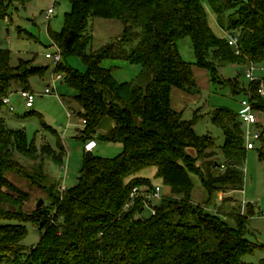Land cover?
<instances>
[{
	"label": "trees",
	"instance_id": "obj_1",
	"mask_svg": "<svg viewBox=\"0 0 264 264\" xmlns=\"http://www.w3.org/2000/svg\"><path fill=\"white\" fill-rule=\"evenodd\" d=\"M31 1L0 0V20L8 18L12 7ZM68 1L72 10L65 16L63 32L54 34L49 28V35L64 59L79 57L88 68L86 74L63 63L57 68L65 75L63 84L76 91L78 117L86 123L78 139L85 145L122 144L123 153L116 159L86 154L77 185L63 192L46 164L52 160L64 167V146L59 151L49 145L38 148L24 130L9 128L3 116L4 99L32 92L31 78L48 68L24 60L13 66L12 53L0 49V264H251L245 258L264 251V246L248 238L255 207L247 204L244 211L236 205L235 196L244 190L248 156L241 115L229 109L214 112L213 123L226 137L225 145L218 146L213 137L196 134V122L183 119L174 108L173 93L201 94L196 67L235 95L245 92L255 109L264 112L260 81L250 82L247 90L239 79L219 74L222 67L264 63V0ZM207 8L222 30L238 36L240 55L213 31ZM91 19L117 21L124 28L116 41L89 54L94 40ZM188 38L195 64L180 53V42ZM106 60L139 65L142 73L132 83H119L112 69L103 67ZM105 120L114 128L102 135ZM261 135L264 144V132ZM259 160L264 164V146ZM149 168L157 169L156 177L169 193L155 214L146 216V195L156 188L139 175ZM9 174L43 192L45 205L27 210L31 194ZM192 175L208 194L204 204L193 201ZM135 188L142 194L126 209ZM219 194L225 198L217 207ZM28 224L42 234L32 249L23 245Z\"/></svg>",
	"mask_w": 264,
	"mask_h": 264
},
{
	"label": "rangeland",
	"instance_id": "obj_2",
	"mask_svg": "<svg viewBox=\"0 0 264 264\" xmlns=\"http://www.w3.org/2000/svg\"><path fill=\"white\" fill-rule=\"evenodd\" d=\"M56 1V14L51 20L47 17V12L53 7V0H32L25 7H12L8 18L0 20V49L9 50L12 53V65L17 66L21 60H24L32 61L35 67L48 68L44 75L37 74L30 80L32 93L37 95L34 108L27 109L25 101L19 95L21 91L15 92L11 97L15 111L11 112L7 106H4L3 116L9 128L24 130L29 141L35 142L38 148L49 145L59 151L60 145L64 146L66 151L65 166L61 167L58 162L51 160L47 162L46 170L62 186L66 184L67 188H71L77 185L78 175L84 162V155L80 150L81 142L75 138L77 128L73 126L74 119L69 120L68 115L69 110L75 112L76 109H80L74 100L76 91L66 84L62 85L63 81L58 83L56 91L51 95L42 96L46 93L48 86L52 84L54 74H60L65 78L64 73L58 71L53 62L47 58L48 54L56 53L53 40L49 35V28L54 34H61L65 28V16L72 10L68 0ZM207 10L211 28L218 36L225 37L226 33L219 27L216 15L210 8ZM89 26V32L94 39L88 49L89 54L116 41L124 28L120 22L103 19H91ZM179 48L182 58L188 63L195 64L191 39L188 38L180 42ZM63 65L80 74L88 72L87 65L79 57L63 59ZM103 67L112 69L113 75L119 83H132L142 73L141 66L124 61L106 60ZM194 69L201 94L194 97L175 90L173 105L177 111L183 113L185 121L196 122L194 129L198 136H211L216 139L218 146H224L226 142L224 131L213 123L212 116L219 109H229L239 114L243 109L242 103L249 101V96L245 92L235 95L229 86L213 82L208 72L196 67ZM248 70L249 65L227 66L222 67L219 74L222 79H239L243 88L248 90L250 85V80L247 78ZM255 77L257 81H264V63L256 66ZM256 111L260 124L253 130L262 133L264 132V112H260L258 109ZM263 146L264 144L258 142L256 150L248 151L247 161L243 167L244 190L235 196L238 207L243 208L244 203L255 207L256 215L251 219L248 238L260 246H264V164L259 160V151ZM122 153V144L98 142V148L94 155L104 159H116ZM18 160L23 165L30 166V162L24 161L22 157H18ZM67 167L69 168V177L67 176ZM156 175L157 169L149 168L139 176L149 179L155 188H161L163 195L168 194L169 189ZM8 177L31 194L32 199L27 205V210L34 211L37 204L46 197L39 189L30 188L29 183L22 177L15 174H9ZM192 180L194 182L193 201L196 204H204L208 200V194L198 176L192 175ZM158 204L153 202V207L155 208ZM151 214L153 213L149 209L145 213L146 216ZM27 228L28 235L23 245L27 249H32L40 244L42 234L32 224H28ZM263 260L264 251H258L254 256L245 258V261L251 264H263Z\"/></svg>",
	"mask_w": 264,
	"mask_h": 264
},
{
	"label": "built area",
	"instance_id": "obj_3",
	"mask_svg": "<svg viewBox=\"0 0 264 264\" xmlns=\"http://www.w3.org/2000/svg\"><path fill=\"white\" fill-rule=\"evenodd\" d=\"M55 13V7H53L52 9H50L48 11V18L51 20L53 15ZM226 34V38L228 39L229 45L235 49L236 53L238 55L241 54V50H240V46H239V38L237 35H234L230 32H225ZM53 46L56 49V53L55 54H48L47 58L53 62V64L56 66V68H58L62 63H63V54H62V50L60 49V47L55 44L53 42ZM255 70H256V66L252 63L249 65V70L247 71V78L248 80H250V82H257V79L255 77ZM64 81V77L60 74H54L52 76V84H50L48 86V89L46 91V93L42 96H49L51 95L54 91H56V86L58 85L59 82H63ZM260 87L258 89V94L260 97L264 98V81H260ZM19 95L21 96V98L25 101V105L27 109H33L34 105H35V101H36V97L37 95H35L32 92H27V91H22L19 93ZM13 96L10 95L7 98L4 99L3 104L4 106H7L9 108V110L11 112H14L15 109L12 106V102H11V97ZM242 111H241V118H242V122L244 124V128L246 130L245 132V140H246V148L248 151H252V150H256V143L260 142L261 140V133L260 132H256L253 129H255L259 124V117H258V113L254 107V104L251 102L250 98L249 101H244L242 103ZM73 115L72 113H69V118H71ZM84 127L86 125V123L84 122ZM97 148V145L95 144V142H90L88 145H86L85 147V154H90L93 153L95 151V149ZM67 189V187H63V192H65ZM142 190H140L139 188H135L130 196V201L126 206V209H130L131 206L134 205L135 199L142 194L141 193ZM147 208L153 213L155 214V208L153 206L150 205L149 201H151L152 203H161L164 195L162 194V190L161 188L157 187L156 190L150 194H147Z\"/></svg>",
	"mask_w": 264,
	"mask_h": 264
},
{
	"label": "crops",
	"instance_id": "obj_4",
	"mask_svg": "<svg viewBox=\"0 0 264 264\" xmlns=\"http://www.w3.org/2000/svg\"><path fill=\"white\" fill-rule=\"evenodd\" d=\"M56 6H57V1L56 0H53V7H55L56 8ZM52 7V8H53ZM51 8V9H52ZM56 14V11H55V13H54V15ZM47 17H48V12H47ZM50 20V19H49ZM62 85H64V84H62ZM175 108V107H174ZM78 111H79V109L77 110H75V112L73 111V112H71V110H69L68 111V115H69V113H72V117L71 118H69V120H72V119H74L73 121H74V127H76L77 128V130H76V139H78L79 137H80V131L82 130V129H84V124H83V120L81 119V118H79L78 117ZM180 112V111H179ZM240 114H241V112H240ZM114 128V123L111 121V120H105L104 122H103V124L101 125V127H100V129H99V134H102V135H104V134H107L108 132H110L112 129ZM89 144V143H88ZM87 144V145H88ZM85 147H86V145L85 144H83V143H81V148H80V150L82 151V153H83V155H84V159H85ZM97 148H98V146H97ZM97 148L95 149V151L97 150ZM76 151H77V149H76ZM94 151V152H95ZM94 152L92 153V154H94ZM67 176L69 177V168L67 167ZM79 176H80V173H79V175H78V178H79ZM63 187H66V184L63 186ZM233 193H230V194H228V195H232ZM224 197H225V195L224 194H219V197H218V200H217V202H216V205H217V207H219L220 206V204H222V201H223V199H224ZM247 205V203L245 204L244 203V207ZM218 211V210H217Z\"/></svg>",
	"mask_w": 264,
	"mask_h": 264
},
{
	"label": "water",
	"instance_id": "obj_5",
	"mask_svg": "<svg viewBox=\"0 0 264 264\" xmlns=\"http://www.w3.org/2000/svg\"><path fill=\"white\" fill-rule=\"evenodd\" d=\"M62 84H63V83H62ZM87 155H88V157L90 158V155H89V154H87ZM44 205H45L44 200H41L37 207H38V209H41Z\"/></svg>",
	"mask_w": 264,
	"mask_h": 264
}]
</instances>
